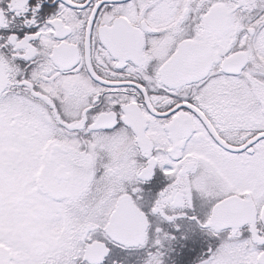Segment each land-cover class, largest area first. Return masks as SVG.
<instances>
[{"label":"snow or ice","instance_id":"1","mask_svg":"<svg viewBox=\"0 0 264 264\" xmlns=\"http://www.w3.org/2000/svg\"><path fill=\"white\" fill-rule=\"evenodd\" d=\"M0 264H264V0H0Z\"/></svg>","mask_w":264,"mask_h":264}]
</instances>
